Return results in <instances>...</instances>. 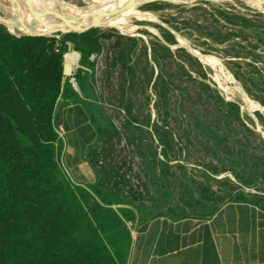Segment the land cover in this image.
I'll return each mask as SVG.
<instances>
[{
	"label": "trees",
	"instance_id": "16d2710c",
	"mask_svg": "<svg viewBox=\"0 0 264 264\" xmlns=\"http://www.w3.org/2000/svg\"><path fill=\"white\" fill-rule=\"evenodd\" d=\"M148 4L160 6L159 1ZM217 9L229 23L239 25V30H230L221 38L209 33L215 42L224 43L242 35L246 28L259 32L260 25L257 26L252 17L230 13L222 7ZM236 17L240 20L234 21ZM112 31L118 29L114 27ZM103 35L100 27H92L83 32L63 33L60 37L18 36L0 23V264H128L138 223L153 218L149 215L151 205L162 209L164 214L161 215L177 219L209 218L223 204L234 200H251L264 207V189L245 190L255 181L250 176L252 169L256 172L264 167L263 157L256 158L254 166L246 165L247 162L233 170L238 179L232 182L237 190L235 196L211 203L210 195L199 196L195 183L189 182L187 165L177 158L172 159V153L177 152L172 132L157 125L153 128L158 142L150 136L149 143L136 144L138 152L152 182L159 184L166 193H170L173 183L181 184L185 192L179 201L163 200L150 205L142 202L145 201L142 195H136L133 189L127 190L130 182L121 172V165L101 164L100 143L117 130L113 123L101 121L94 115L91 118L99 135L88 155L97 178L93 183L83 184L69 175L61 161L62 137L57 130V107L68 88L73 86L72 78L85 97L92 91L91 71L95 63L91 55L102 51ZM163 36L170 43L177 42L170 31ZM132 40L134 45L138 43L137 38ZM71 45L81 57L75 76L65 78L64 53ZM160 46L172 54L170 47ZM128 58L122 53L117 56L124 66ZM78 60L79 54L75 62ZM251 62L259 71L255 60ZM207 75L205 73L204 77ZM235 77L241 79L239 74ZM250 79L251 84L243 80L249 93H253L252 86L264 91V76ZM205 85L207 89L212 88L209 83ZM76 95V100H83L79 93ZM257 97L264 104V97L259 94ZM96 103L97 98L91 105ZM122 103L119 100L115 104L120 107ZM125 108L130 132L149 131L144 124L136 125L137 117L128 106ZM236 112L240 115L237 105ZM194 122L212 147L221 144L223 135L210 123L197 115ZM160 146L162 157L158 153Z\"/></svg>",
	"mask_w": 264,
	"mask_h": 264
},
{
	"label": "rangeland",
	"instance_id": "374dc122",
	"mask_svg": "<svg viewBox=\"0 0 264 264\" xmlns=\"http://www.w3.org/2000/svg\"><path fill=\"white\" fill-rule=\"evenodd\" d=\"M59 1L80 8H87L90 2L53 0L58 6ZM155 1H159L158 8L148 4L153 1L142 2L125 14L119 26H96L104 33L101 37L103 49L91 55L95 67L91 71L94 85L89 93L98 103L89 104V111L101 121L113 123L117 130L100 143V162L121 165V172L130 182L127 190L130 188L136 195H142L145 198L142 202L150 205L163 200L179 201L185 192L181 184L173 183L170 193H166L159 184L152 182L138 152L136 144L149 143L150 136L158 142L153 128L157 125L172 132L177 150L172 153V159L177 158L187 165L189 182L195 183L197 194L210 195L211 203L220 198L229 200L237 192L232 186V182L238 181L233 170L247 162L246 165L254 166L256 158H264V108L260 107L264 104L257 97L258 94L264 97V91L252 86L251 94L243 84V80L251 84L252 76H264V9H260L264 0ZM218 7L252 17L257 26L260 25L259 32L246 28L242 35L224 43L215 42L209 33L220 37L230 30H239V25L219 15ZM238 20L240 18H234ZM0 23L4 24L1 20ZM114 27L117 32L112 31ZM168 31L175 34L176 43L165 40L163 35ZM59 33L61 30L53 32ZM134 37L138 40L136 45ZM161 44L170 47L172 54L164 51ZM189 47L212 56L199 54L200 60ZM71 49H74L72 45ZM120 53L125 58L129 56L127 66L117 59ZM80 57L72 77L77 72ZM252 60L259 71L251 65ZM236 74L241 79L235 77ZM205 83L212 88L207 89ZM119 100L123 102L122 107L115 104ZM125 106L137 117L136 125L144 124L149 131L130 132L126 126ZM196 115L223 135L218 147H212L207 137L200 133L194 122ZM158 153L162 157L161 146ZM252 172L250 176L255 181L249 190L264 189V167L256 172L252 169ZM153 206L150 217L164 214L158 206Z\"/></svg>",
	"mask_w": 264,
	"mask_h": 264
},
{
	"label": "crops",
	"instance_id": "0c3cea01",
	"mask_svg": "<svg viewBox=\"0 0 264 264\" xmlns=\"http://www.w3.org/2000/svg\"><path fill=\"white\" fill-rule=\"evenodd\" d=\"M71 82L57 107L65 131L61 161L77 182L88 184L97 178L88 155L99 135L89 111L94 100ZM77 93L83 100H76ZM128 264H264V207L251 200H234L209 218L159 215L142 220Z\"/></svg>",
	"mask_w": 264,
	"mask_h": 264
},
{
	"label": "bare ground",
	"instance_id": "6f19581e",
	"mask_svg": "<svg viewBox=\"0 0 264 264\" xmlns=\"http://www.w3.org/2000/svg\"><path fill=\"white\" fill-rule=\"evenodd\" d=\"M0 0V20L14 33L39 32L52 34L57 30H83L91 24L100 26H119L125 20L128 11L135 10L139 4L147 0H90L87 8H80L73 3L53 0ZM261 1V0H259ZM114 4L121 9L106 19L100 18L103 10ZM264 9V4L260 5ZM77 54L69 59L75 61Z\"/></svg>",
	"mask_w": 264,
	"mask_h": 264
},
{
	"label": "water",
	"instance_id": "95a60500",
	"mask_svg": "<svg viewBox=\"0 0 264 264\" xmlns=\"http://www.w3.org/2000/svg\"><path fill=\"white\" fill-rule=\"evenodd\" d=\"M139 1H142V0H136L134 4H137ZM150 1H155V0H147V1H145V2H150ZM169 1H171V0H169ZM119 10H121V9H119ZM119 10H118V8H116V7L114 6V4H110L109 6H107V7L103 10V12H102L100 18H102V19H106V18L109 17L111 14H114V13L118 12ZM4 25H5V24H4ZM5 26H6V25H5ZM96 26H100V25H98V24H91V25H88L87 28H85V29H83V30H78V31L81 32V31H84V30H87V29H89V28L96 27ZM6 27H7V26H6ZM7 28H8V27H7ZM115 28H116V27H115ZM8 30H9L10 32H12L9 28H8ZM12 33H14V32H12ZM63 33H66V31H61V33H59V34H53V33H52V34H47V33H39V32H26L25 34H17V33H14V34H16V35H18V36H21V35H32V36H57V37H60L61 34H63ZM189 51H190L192 54L196 55L200 60H201V58H200L199 54H203V55H206V56L209 55V54L202 53V52H200L199 50L194 49L193 47H189ZM73 53H74V54H75V53H76V54H79V52H78L77 50H75V49H71V48H70V50H68V51H66V52L64 53V68H63V74H64V77H65V78L68 77V76H73V74H74L75 61L69 59V56H70L71 54H73ZM209 56H212V55H209ZM79 57H80V54H79ZM72 79H73V78H72ZM73 80H74V79H73ZM74 83L76 84L75 81H74ZM76 85H77V84H76ZM260 107H261V108H264L262 105H260ZM245 190H246V191H252V190H249L248 187H245ZM252 192H255V191L253 190Z\"/></svg>",
	"mask_w": 264,
	"mask_h": 264
},
{
	"label": "built area",
	"instance_id": "2783aa9c",
	"mask_svg": "<svg viewBox=\"0 0 264 264\" xmlns=\"http://www.w3.org/2000/svg\"><path fill=\"white\" fill-rule=\"evenodd\" d=\"M76 63H77V62H75V66H76ZM74 69H75V68H74ZM57 130H58L59 136H60V137H63V136H64V133H65L63 126L58 125V129H57Z\"/></svg>",
	"mask_w": 264,
	"mask_h": 264
}]
</instances>
